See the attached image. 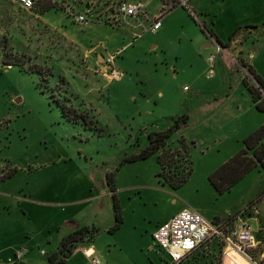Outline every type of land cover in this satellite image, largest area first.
I'll list each match as a JSON object with an SVG mask.
<instances>
[{"label": "rangeland", "instance_id": "rangeland-1", "mask_svg": "<svg viewBox=\"0 0 264 264\" xmlns=\"http://www.w3.org/2000/svg\"><path fill=\"white\" fill-rule=\"evenodd\" d=\"M124 1L128 0H49L44 4L52 9L43 13L44 8L29 12L11 0H0V218L4 225L0 264L13 263L15 257L9 263L7 260L19 247L32 248L31 263L43 264L74 228V222L82 219L100 229L93 244L104 264L132 260L170 264L152 247L151 234L158 221L185 201L205 207L209 220L214 213L225 219L228 211L242 210L237 216L251 223L253 232L257 233V222L264 223L263 214L253 216L251 222L245 217L250 214V202L260 201L261 196L264 200L262 169L224 195L207 179V174L231 155L232 145L209 148L189 144L185 155L184 139L174 134L166 146L172 157V176L176 179L193 167L188 182L176 191L163 185L158 176L157 161L163 151L147 160L122 164L126 155L148 139L147 132L157 127L158 119L166 129L172 119L189 113L186 99L202 94L204 98L224 96L231 81L237 83L244 75L249 84L257 86L243 62L255 65L264 77V36L253 35L248 41V49L258 48L251 52L254 60L248 54L246 59L235 55V74L230 73L235 59L217 53L215 74L210 76V64L199 53L197 35L202 32L204 18L224 33L251 21L262 27L263 10L257 6L243 12L230 0H190L185 6L178 0H141L150 18L158 16L162 8L169 12L179 5L167 14L166 28L154 36L145 32L150 22L144 17L137 21L115 14L116 5ZM76 14L85 15L88 23H77ZM204 30L213 37L211 30ZM136 31L142 32L143 38L123 50L132 40L129 34ZM184 33L193 34L194 42H181ZM155 45L160 49H152ZM120 49L123 52L115 67L125 75L121 82L104 76L107 57L98 59L99 52L113 55ZM8 59H18L21 66L6 65ZM225 70L228 84L220 86L219 76ZM52 84L60 90L53 93ZM185 86L189 91H183ZM159 90L163 98L158 100L154 97ZM63 108L72 117L65 116ZM111 174L114 183L109 187ZM91 192L98 194L96 201L78 205ZM116 205L122 223L113 232ZM237 216L225 222L224 240H212L218 241L222 250L228 243L232 245L228 231L236 225ZM214 246L212 243L200 251L194 263L225 264L230 260V249L224 252ZM249 254L255 257V248ZM69 264L88 263L77 255Z\"/></svg>", "mask_w": 264, "mask_h": 264}, {"label": "crops", "instance_id": "crops-1", "mask_svg": "<svg viewBox=\"0 0 264 264\" xmlns=\"http://www.w3.org/2000/svg\"><path fill=\"white\" fill-rule=\"evenodd\" d=\"M164 6V4H162ZM179 6V5H178ZM178 6L173 7L167 14H169L170 12H172L174 9H176ZM165 7V6H164ZM167 14H165L162 18V28H166L167 23H168V18H166ZM262 16H264V10L262 12ZM194 18V17H193ZM186 21L188 22L189 25H191L192 27V23L185 18ZM203 26L202 27V32H200L197 36H198V41L200 42V48L199 49V53L200 55H204L206 58L205 60L208 62V58L215 54L218 50V47L216 46L219 42H221L223 45H226L231 37V35L239 28H243L246 26H260L258 25V23L256 22H246V23H242V24H237L234 25L229 31L221 32L219 29H217V27L214 25V23H211L210 25L208 24L206 18L203 19ZM264 24V23H263ZM204 27H206L208 30H211L214 34H212V38H209V33L204 30ZM162 28L160 29V31H158L157 33H152L150 30H147L145 32H150L151 34L158 35L162 32ZM143 31V33H145ZM142 32L139 33L136 31V33H131L129 34L131 36V42L129 44H127V46L123 47V50L125 48H127L129 45H133L135 43L136 40L138 39H142ZM215 37V38H214ZM181 42H183L185 45H188L190 42H194L195 37L193 34H188V33H184L182 36V39H180ZM214 40V41H212ZM251 40V38L249 39ZM248 40V41H249ZM248 41L245 42V46L240 48H237L234 54H232L233 52L231 51V47L228 49H223L221 47V55L224 54V56L226 58H229L225 53L229 54L232 59H235V55L239 54L237 58H239L240 55H243V57L245 58V54H248L250 57H253V60L255 59L254 53H251L252 50H258L257 47H255V49H248ZM215 42V43H213ZM220 45V44H219ZM102 45H97L96 47H101ZM158 48V49H157ZM152 49H156L159 50L160 47H158L157 45L153 46ZM233 50V49H232ZM122 49L120 50H116L115 53H113V55L116 56V60H115V65L117 62V59L120 55H122ZM112 52L111 53H106L103 54L102 52L98 54V59L104 60V57L109 58L110 56H113ZM199 55V56H200ZM180 57L178 56L176 58V61L179 60ZM246 59V58H245ZM236 64L232 67V71L230 73L235 74L236 71L234 72V68H237L236 66L238 65L237 60L235 59ZM176 67H178V62L175 63ZM250 66L255 70V72L264 80V77L260 74L259 70L256 69L255 65L253 66L250 63ZM210 67V65H209ZM215 68H216V63H215ZM225 68H227V66H225ZM124 76L120 79V80H116V81H123ZM245 75L243 77L240 78V80L237 83H234L233 80L230 83V91H228L226 93V95L224 96H220V97H213V98H208V97H203L202 95L198 98H190V99H186L185 104L188 105V114H182L188 116V124L186 125V127H184L180 132H178L179 136L182 137L185 140V143L187 144V146L189 144H191L192 146H201V147H211V146H217V148H222L223 145L225 144H229L233 146V151L231 153V155L222 163L220 164L218 167H216L213 171H211L210 173L207 174V179L209 181V177L216 172L221 166H223L226 162H228L230 159H232L235 155H237L239 152H241L244 149V144L243 141L250 136L252 133H254L255 131H257L259 128H261L264 125V114L260 113L259 111H257V109L255 108V105L253 103V99H252V95L249 92V90L247 89V87L244 85V81H245ZM123 79V80H122ZM228 84V74L225 70L223 76H219V81H218V85H224L227 86ZM236 84V85H234ZM187 87L185 86L183 91L187 92L188 90H185ZM154 98L162 99L163 98V92L161 90L158 91V93L155 95ZM149 102V100L147 101ZM157 104V101H155ZM178 118V117H175ZM173 120V119H172ZM171 120V121H172ZM164 122H161V119H158V123H157V127H155V129L153 131L147 132V138L148 139H143L141 144H139V148H145L148 145L149 142V135L151 133L154 132H160V131H164L166 130L170 124L168 123L167 128L163 129L162 126H164ZM243 125V128L242 126ZM154 127V126H152ZM190 127H192V130H190ZM147 129H145L144 132H146ZM192 133V135H188V133ZM197 131V132H196ZM183 133H185V135H183ZM254 171H252L250 174H252ZM250 174H248L246 177H248ZM245 177V178H246ZM244 178V179H245ZM243 179V180H244ZM242 180V181H243ZM239 184V183H238ZM111 196L113 195V197L116 196L115 191H110ZM98 198V194L97 193H93L91 192V194H89L85 199L79 201L78 205L84 206V205H88L93 203L94 201H96V199ZM254 202V203H253ZM177 203V201H176ZM249 204H253L250 209V214L246 215L245 217H248L249 222L252 221V217L253 216H260L261 214L264 215V200L261 199L259 202L256 201H252ZM259 206L262 207V211L259 209ZM185 208H193L198 210L201 214L204 215L205 218H207L205 216V212H207L206 209H204L205 207L200 206L196 203H193L191 201H185L181 204L180 207L176 208V210H174L172 213H170V215L165 218L164 220H160L157 222L156 224V229L154 230V232H152V242H153V248L155 249L156 252H158V254H164L167 259L168 262L170 264L171 261L169 259V257L159 251L155 245H154V241H153V234L155 233V231L158 229L159 226H161L162 224L166 223L167 221H169L172 217H174L176 214H178L179 212H181L183 209ZM242 210L240 211H236L235 213H230V211H228L227 213V217L225 219H220L218 214L214 213L212 214L213 219L210 220L212 222H216V223H222V222H226L228 221V218H234L237 216L238 213H240ZM263 212V213H262ZM208 219V218H207ZM73 220H75L73 218ZM71 220V221H73ZM209 220V219H208ZM75 226H73L74 228L71 229V231H69L70 233L68 235H65L62 240L64 238H66L67 236H69L71 233L82 229V228H96L98 229V231L100 232V229L94 224H88L86 223L83 219L80 222H74ZM251 225V223H250ZM113 228V227H112ZM121 228V226H120ZM119 228V229H120ZM253 229V227H252ZM256 232H254V248H255V258L256 259H264V223H262V221L257 222L256 223ZM256 239V241H255ZM50 240V239H49ZM61 240V241H62ZM61 243V242H60ZM214 243V248H217L218 250H222L220 248V244L218 241H210L207 244H205L204 246H202L201 248H199L198 250H196L195 252L189 254L184 260L183 263L188 262V263H192V264H196L194 263V258L196 257V255H198V253H200V251H204L208 248V246L210 244ZM60 245H58L57 249L55 251L52 252L55 253ZM84 247H90L96 254V256H99V251L96 248V245L93 243L90 244H86L83 246H80L78 249H76L73 254L70 256V258L67 260L66 264H69L73 261V259L77 256L80 255L82 257V259L84 258V260L90 264L89 259L83 254L82 252V248ZM20 249L19 248H15L13 249V253L12 255L8 258V263L9 260L14 259L17 251ZM230 249V253H229V261H225V264H248L246 262V260L243 258H241V256H239V254H236V252L234 250H232L231 248H229L228 246L226 248H224V252ZM29 252L26 256H24L21 260L24 261L27 264H33L31 262L32 259L31 256L29 255L32 248L28 249ZM222 250V251H223ZM42 252V251H41ZM232 252H234L235 254H233ZM42 255V253H41ZM44 256V255H43ZM43 264H46V262H44Z\"/></svg>", "mask_w": 264, "mask_h": 264}, {"label": "trees", "instance_id": "trees-1", "mask_svg": "<svg viewBox=\"0 0 264 264\" xmlns=\"http://www.w3.org/2000/svg\"><path fill=\"white\" fill-rule=\"evenodd\" d=\"M43 13L48 12L52 9V7L47 3L44 4ZM259 38L260 36H264V25L259 26H246L243 28L237 29L230 37L228 43L223 45L218 41L220 46L223 49L232 48L236 50L240 46L244 44V42L248 41L252 36ZM238 50V49H237ZM19 60H7L4 63L9 66H21ZM243 65L248 69L251 76L257 82V86L251 85L247 80L244 81V85L247 87L249 92L252 95L253 103L255 108L260 113L264 114V90L258 87L260 84H264V80L255 72V70L245 62ZM64 109V114H69L71 116V112H69L66 108ZM188 116L183 115L178 118H174L171 121L170 126L160 132H154L149 135V142L145 148H138L134 153L128 154L124 157L122 164L126 163H134L137 161L147 160L152 156L157 155L160 151L168 152L166 150L167 141L176 133L180 132L186 125L188 124ZM244 149L235 155L232 159L226 162L223 166H221L216 172H214L209 177V182L213 186V188L217 191L219 195H224L231 191L233 187H235L238 183H240L248 174L257 169H262L264 172V125L259 128L257 131L248 136L244 141ZM183 151L185 155L188 153V147L183 140ZM171 154V153H170ZM173 154V153H172ZM159 159V157H158ZM192 165V163H191ZM193 173V167L190 168L187 173L184 175L178 176L176 179H165V176L168 174L158 175L161 179V183L163 185H168L171 190L176 191L182 188L189 180L190 176ZM114 174L108 176V185L112 186L114 183ZM264 195V193H263ZM263 197L261 196V199ZM259 202V201H256ZM253 204H251L252 206ZM118 206L116 205V223L114 224L112 231L116 232L120 228V224L122 223L120 212L118 211ZM98 229L96 228H82L69 236L64 238L58 250L48 255L46 258V264H66L67 260L73 254V252L78 249L80 246L93 243L94 239L98 234ZM11 264H27L22 260H15Z\"/></svg>", "mask_w": 264, "mask_h": 264}, {"label": "built area", "instance_id": "built-area-1", "mask_svg": "<svg viewBox=\"0 0 264 264\" xmlns=\"http://www.w3.org/2000/svg\"><path fill=\"white\" fill-rule=\"evenodd\" d=\"M11 1L19 5L23 10L32 12L42 8L43 4L49 0ZM178 1L181 5L185 6L190 0ZM160 10L161 12L158 16L150 18L146 4L141 0H128L116 5L115 14L122 16V18H134L137 21H139L140 17H144L145 22H150L149 30L152 33H157L163 26V15L168 13L164 8ZM74 20L79 24L88 23L87 17L83 14H76ZM142 21L143 20H140V24ZM157 25H159V27H157ZM217 47V52L208 58L210 76L215 74V63L221 51V48L219 46ZM115 60V55L107 58V63L103 65L102 73L111 80H120L124 74L115 67ZM185 90H188V88ZM235 223L236 225L229 229L227 237L232 245L228 243L226 247H231L237 254L242 256L248 264H264V259H256L249 254L250 250L254 248V232L252 227L243 221L242 215L237 216ZM224 224L225 222L216 223L208 220L196 209L185 208L169 221L158 227L153 234L154 245L159 251L165 253L169 257L172 264H181L189 254L195 252L208 242L217 237L224 240ZM28 252L29 250L27 248H20L15 255V260H21ZM82 252L89 259L90 264H104L90 247L82 248ZM42 255H45L44 251Z\"/></svg>", "mask_w": 264, "mask_h": 264}, {"label": "snow or ice", "instance_id": "snow-or-ice-1", "mask_svg": "<svg viewBox=\"0 0 264 264\" xmlns=\"http://www.w3.org/2000/svg\"><path fill=\"white\" fill-rule=\"evenodd\" d=\"M230 2L242 9L243 12H250L257 6H259L261 10H264V0H230ZM262 23H264V21H262ZM157 27H159V25H157ZM177 55H179V53ZM258 87L261 88V90H264V84H260ZM50 90L55 93L60 90V87L56 84H52L50 85ZM30 114L31 113L29 112V115ZM170 160H172V157L169 156L167 152H161L157 161L159 165V175H163L164 173L168 174L165 176V179H175L171 173V164L169 163ZM3 230L4 225L2 218H0V238H2ZM0 242H2V239H0ZM124 264H142V262L138 260H132L126 261Z\"/></svg>", "mask_w": 264, "mask_h": 264}, {"label": "water", "instance_id": "water-1", "mask_svg": "<svg viewBox=\"0 0 264 264\" xmlns=\"http://www.w3.org/2000/svg\"><path fill=\"white\" fill-rule=\"evenodd\" d=\"M217 46H220L219 44ZM221 47V46H220Z\"/></svg>", "mask_w": 264, "mask_h": 264}]
</instances>
